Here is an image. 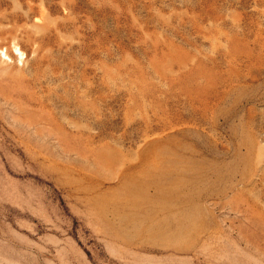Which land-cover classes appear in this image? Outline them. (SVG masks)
I'll use <instances>...</instances> for the list:
<instances>
[{
  "label": "rangeland",
  "instance_id": "rangeland-1",
  "mask_svg": "<svg viewBox=\"0 0 264 264\" xmlns=\"http://www.w3.org/2000/svg\"><path fill=\"white\" fill-rule=\"evenodd\" d=\"M0 264H264V0H0Z\"/></svg>",
  "mask_w": 264,
  "mask_h": 264
}]
</instances>
